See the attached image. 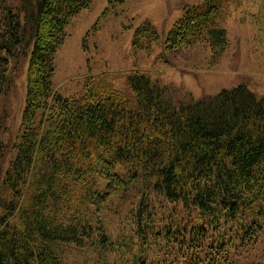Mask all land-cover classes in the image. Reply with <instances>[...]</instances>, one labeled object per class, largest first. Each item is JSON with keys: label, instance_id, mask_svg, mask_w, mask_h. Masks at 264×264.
<instances>
[{"label": "trees", "instance_id": "1", "mask_svg": "<svg viewBox=\"0 0 264 264\" xmlns=\"http://www.w3.org/2000/svg\"><path fill=\"white\" fill-rule=\"evenodd\" d=\"M236 1L187 7L166 46L222 47L219 24ZM90 3L22 0L23 24L4 9L0 95L31 51L23 129L0 170V264H264V94L240 84L175 100L132 71L122 88L100 73L61 95L54 56L68 19ZM158 39L145 20L132 49ZM114 197L128 201L123 214ZM112 214L125 215L116 230ZM72 250L84 256L70 262Z\"/></svg>", "mask_w": 264, "mask_h": 264}, {"label": "rangeland", "instance_id": "2", "mask_svg": "<svg viewBox=\"0 0 264 264\" xmlns=\"http://www.w3.org/2000/svg\"><path fill=\"white\" fill-rule=\"evenodd\" d=\"M202 1L122 0L108 3V0H91L87 9L70 17L65 25L66 36L54 56L53 90L67 96L78 89L86 76L100 73L109 74L114 86L122 88L129 73L141 71L152 80L169 85L175 100H195L240 84L264 94V0H237L229 4L219 24L226 31V43L222 47H212L207 41L181 47L166 46L172 25L187 7ZM21 6L22 0H0V23L4 21L6 9L23 24ZM145 20L155 26L159 39L149 50L134 51V32ZM1 29L7 28L1 26ZM30 51L13 64L12 83L0 95V170L8 168L13 160L14 147L23 129ZM121 197H114L116 208L113 213L123 214L129 206ZM122 214H112L114 230L125 217ZM72 251L70 262L84 256L82 251ZM255 253L260 258L264 252L256 249Z\"/></svg>", "mask_w": 264, "mask_h": 264}]
</instances>
